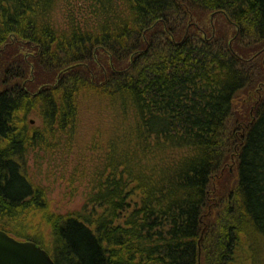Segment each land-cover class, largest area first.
<instances>
[{"label":"trees","instance_id":"1","mask_svg":"<svg viewBox=\"0 0 264 264\" xmlns=\"http://www.w3.org/2000/svg\"><path fill=\"white\" fill-rule=\"evenodd\" d=\"M77 1L0 0V228L56 264H264V0ZM80 138L57 212L29 156Z\"/></svg>","mask_w":264,"mask_h":264},{"label":"rangeland","instance_id":"2","mask_svg":"<svg viewBox=\"0 0 264 264\" xmlns=\"http://www.w3.org/2000/svg\"><path fill=\"white\" fill-rule=\"evenodd\" d=\"M80 3L77 0H60L59 7L55 11V18L61 23L64 22L67 15V4ZM32 123L36 124V120L32 118ZM83 136H87L86 129L83 131ZM74 145L73 150L63 155L61 152H45L38 150L32 152L29 156L28 174L37 182H41L47 187L51 208L57 212L66 213L78 210L84 203V194L87 190L86 183L80 184L79 181H70V176L75 172L78 176L79 172L75 171L74 167L78 165L82 168L89 164V158L83 155L81 149L82 140ZM231 174L229 181H234V172L230 168Z\"/></svg>","mask_w":264,"mask_h":264},{"label":"water","instance_id":"3","mask_svg":"<svg viewBox=\"0 0 264 264\" xmlns=\"http://www.w3.org/2000/svg\"><path fill=\"white\" fill-rule=\"evenodd\" d=\"M33 121V120H32ZM0 264H56L46 249L0 228Z\"/></svg>","mask_w":264,"mask_h":264}]
</instances>
